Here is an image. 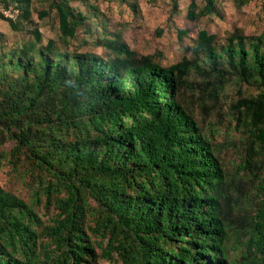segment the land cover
Listing matches in <instances>:
<instances>
[{
	"label": "trees",
	"instance_id": "16d2710c",
	"mask_svg": "<svg viewBox=\"0 0 264 264\" xmlns=\"http://www.w3.org/2000/svg\"><path fill=\"white\" fill-rule=\"evenodd\" d=\"M50 1L67 43L87 17L68 0ZM28 2L0 0L19 11L7 21L14 30ZM217 11L216 0L200 10L193 0L187 18ZM34 35L19 47L0 33V146L12 143L0 155L40 182L30 202L0 187V264H97L94 235L107 236L125 264H224L237 226L250 264H264V176L239 206L243 214L228 216L222 202L230 184L216 147L179 96L182 76L193 69L216 80V101L227 74L259 91L232 104L235 129L252 139L243 168L256 175L264 154V34L236 32L219 46L200 30L188 49L195 59L169 67L118 42L104 59L60 49L51 38L43 45L41 33ZM41 203L53 209L47 225Z\"/></svg>",
	"mask_w": 264,
	"mask_h": 264
},
{
	"label": "rangeland",
	"instance_id": "374dc122",
	"mask_svg": "<svg viewBox=\"0 0 264 264\" xmlns=\"http://www.w3.org/2000/svg\"><path fill=\"white\" fill-rule=\"evenodd\" d=\"M193 0H68L70 6L82 12L87 19L78 27L76 37L65 43L60 38L59 20L50 0H29L21 3L28 16L20 17L18 29L14 30L9 20L0 19V33L4 34L10 46H22L35 40L34 31L43 36V45L48 39H55L60 49L97 54L104 59L113 55V42L125 45L138 59L151 55L164 67L194 60L189 47L194 43L200 30H207L217 36L216 43L221 46L228 43L232 34L251 39L264 34V0H216V14L195 21L187 18L189 5ZM198 9H202L206 0H194ZM50 14L40 19L41 11ZM187 30L188 35L181 39L178 30ZM264 52V46L262 48ZM178 71L176 75L181 74ZM183 74V73H182ZM224 91L219 100L211 96L213 84L206 73L193 69L181 79L180 99L185 108L198 121L202 130L210 138L217 150L219 161L226 172L228 183L222 204L227 215L236 218L241 215L240 208L247 204V198L254 197L256 186L264 176V154L258 162L261 169L255 174L247 173L242 165L248 158V149L252 139L244 129L236 130V117L233 118L232 104L241 97L256 96L259 91L246 84L239 85L231 74L226 75ZM179 80V76H177ZM12 143L0 146L2 151L11 150ZM262 156V155H261ZM24 169H21L23 172ZM10 166L8 159L0 155V187L26 202L34 196V189L40 186L38 180H32V174L20 175ZM45 180V179H44ZM240 206V208H239ZM231 208V209H230ZM40 217L49 224L53 209L47 210L43 203L36 207ZM238 223V222H237ZM239 225V223L237 224ZM230 232L222 253L224 264H250L240 228ZM46 241L45 235H42ZM108 237L94 235L97 264H125L118 250L108 247ZM55 246L50 248H54ZM211 264V263H210ZM215 264V263H212ZM222 264V263H221Z\"/></svg>",
	"mask_w": 264,
	"mask_h": 264
},
{
	"label": "built area",
	"instance_id": "2783aa9c",
	"mask_svg": "<svg viewBox=\"0 0 264 264\" xmlns=\"http://www.w3.org/2000/svg\"><path fill=\"white\" fill-rule=\"evenodd\" d=\"M0 14L4 16V18L16 21L19 17V11L10 7V8H5L2 5H0Z\"/></svg>",
	"mask_w": 264,
	"mask_h": 264
},
{
	"label": "clouds",
	"instance_id": "9594fccd",
	"mask_svg": "<svg viewBox=\"0 0 264 264\" xmlns=\"http://www.w3.org/2000/svg\"><path fill=\"white\" fill-rule=\"evenodd\" d=\"M7 19V18H6ZM9 20V19H8Z\"/></svg>",
	"mask_w": 264,
	"mask_h": 264
}]
</instances>
